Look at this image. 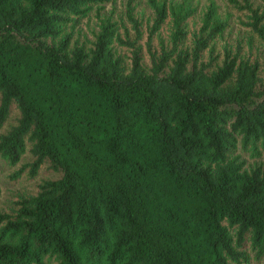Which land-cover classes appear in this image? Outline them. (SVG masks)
I'll use <instances>...</instances> for the list:
<instances>
[{
    "label": "trees",
    "instance_id": "obj_1",
    "mask_svg": "<svg viewBox=\"0 0 264 264\" xmlns=\"http://www.w3.org/2000/svg\"><path fill=\"white\" fill-rule=\"evenodd\" d=\"M116 3L0 0V264H264V0Z\"/></svg>",
    "mask_w": 264,
    "mask_h": 264
},
{
    "label": "rangeland",
    "instance_id": "obj_2",
    "mask_svg": "<svg viewBox=\"0 0 264 264\" xmlns=\"http://www.w3.org/2000/svg\"><path fill=\"white\" fill-rule=\"evenodd\" d=\"M216 1L223 6L224 0ZM116 2V5L119 8V0H116ZM236 28L237 27L234 26V30ZM28 161L29 157L26 155L21 159L20 163H17L14 166H7L0 161V210H7L11 205V201H13L17 195L23 194L28 190H34L36 184L41 179L58 176V173H54L44 164L38 169L37 174L34 177H29L27 175V169L25 168L18 177L12 178L11 175L13 170L18 169L21 164H25Z\"/></svg>",
    "mask_w": 264,
    "mask_h": 264
}]
</instances>
